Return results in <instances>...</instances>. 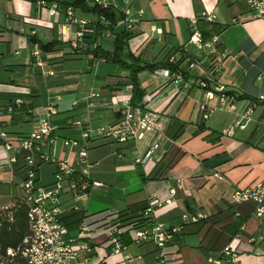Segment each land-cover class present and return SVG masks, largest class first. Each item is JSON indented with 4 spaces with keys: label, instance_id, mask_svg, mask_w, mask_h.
<instances>
[{
    "label": "crops",
    "instance_id": "crops-1",
    "mask_svg": "<svg viewBox=\"0 0 264 264\" xmlns=\"http://www.w3.org/2000/svg\"><path fill=\"white\" fill-rule=\"evenodd\" d=\"M52 1L59 5L56 14L34 0H0V122L9 139L15 140L16 135L29 134L37 127L47 104L56 106L51 120L57 139L51 153L57 160L39 164V181L51 182L57 162L62 160L91 180L102 182L89 188L82 199L67 192L63 203L78 204L79 209H69L63 216L81 211L95 220L107 212L144 213L168 227L182 225L170 251L184 264H213L208 257L218 255L228 244L237 249V262L223 257L222 264H264V216L255 214V202L234 203L232 199L236 187L264 179V105L254 107L244 128L235 126L231 134L218 132L212 126L220 125L210 121V115L203 119L199 111L200 102L219 104L218 97L206 98L199 83L209 64L207 51L188 43L193 18L219 35L217 46L226 52L219 80L233 95L230 109L238 114L253 98L264 94V16L255 17L247 0H110L118 12L128 10L137 18L130 50L152 62L184 56L180 65L187 71L184 79L188 86L168 81L161 71L163 66L139 71L137 80L144 95L138 104L158 115L159 152L144 163L135 158L126 161L122 155L137 149L136 142L92 138L87 161L82 162L80 146L66 143L69 139L82 141L81 127L75 121L91 127L115 121L124 101L131 102L133 85L128 69L94 55L97 36L87 34L74 41L76 26L64 24V18L66 4L78 0ZM75 10L80 16L95 18L92 13ZM32 36L39 41H33ZM114 39V33L101 39L100 48L113 51ZM53 40L60 42L53 51L40 45ZM35 45L41 51L43 66L35 63ZM195 59L198 63L192 65ZM147 94H151L149 100L145 99ZM260 128L263 132L257 137ZM104 148L110 150L113 163L109 171L100 174L92 168L98 165L99 151ZM14 154L15 150L7 149L0 139V208L22 199L19 180L25 177L28 166L23 152L10 164ZM172 187L176 193L171 204L146 211L150 198H167ZM91 201L102 209L91 212L87 208ZM184 212H202L207 217L185 221ZM78 225L70 230L74 232ZM124 242L121 253L111 254L102 247L91 254L87 264H159L154 241L136 243L125 234ZM81 260L79 256L76 264Z\"/></svg>",
    "mask_w": 264,
    "mask_h": 264
},
{
    "label": "built area",
    "instance_id": "built-area-1",
    "mask_svg": "<svg viewBox=\"0 0 264 264\" xmlns=\"http://www.w3.org/2000/svg\"><path fill=\"white\" fill-rule=\"evenodd\" d=\"M92 4H99L107 7L110 0H89ZM39 5L45 6L51 14L58 11L56 1L37 0ZM255 17L264 16V0H247ZM208 20H212L211 15L204 14ZM100 23L96 18L88 19L77 14L72 5L66 7L64 24L75 25V38L77 42L87 34H95L96 40L93 48L99 46V41L113 35L112 30L107 27H100L102 23L108 24L104 14L99 16ZM137 22V18L129 15V11L124 12V16L117 22L127 28H132ZM100 24V25H99ZM190 37L188 43L194 44L198 48L205 49L209 57V64L206 67V74L199 81L204 89L207 99L218 97L219 104L211 106L207 101L199 103V111L203 119H207L216 108H232L234 97L227 85L219 80V74L223 69V62L226 52L218 48V34L204 37L199 26L198 19L193 18L190 22ZM98 32V33H97ZM64 39H67L63 36ZM38 45L32 50L35 63L43 66ZM171 60H174L171 57ZM198 63L195 59L192 65ZM161 71L167 80L181 83L188 86L181 71H172L169 67H161ZM50 72V71H49ZM151 94H147L145 99L149 100ZM21 101V100H20ZM262 103L264 105V94L256 96L247 106L246 110L237 114L234 122L225 131L231 134L235 126L244 128L252 119L254 107ZM57 111L54 104H47L43 114L39 117L37 127L29 134H18L15 140H10L7 131L0 122V139L3 140L7 149H14L15 154L9 158V163L18 161L17 155L24 153V159L28 166L25 177L19 180L22 190V200L28 205V219L30 232L24 239V246L20 249L24 264H76V259L82 256L78 264H87L93 252H99L102 247L110 250L111 254L121 253L125 247L124 235L128 234L133 242L140 243L152 240L159 248V264H184L182 260L175 259L170 249L173 246L177 234L182 229V225L168 227L163 222L152 220L150 224H138L130 221L123 223L119 220V214L107 212L102 217L90 220L89 215H83L77 229L72 232L63 221V214L69 209H79L78 204L65 205L64 195L70 192L74 198L82 199L88 194L92 186H100L102 182L92 180L91 184L71 178L73 168L67 162L59 160L57 168L53 172V179L49 183H41L38 178V166L45 161H56L51 153V147L55 144L57 135L56 126L51 120V115ZM153 110L146 108L144 104L133 105L129 100L124 101V108L120 110V115L115 121L108 124H101L96 127L86 126L80 120L75 123L81 127L82 141L69 139L66 143L80 146L79 158L82 162L87 161V148L89 140L92 138H108L118 142H127L143 139L151 136L145 151L135 160L140 163L152 160L161 148V143L157 133L158 117ZM176 188L170 189V196L162 198L153 196L150 198L146 211H153L157 207L171 204ZM234 203L253 201L256 204L255 214L264 216V179L246 187H236L232 192ZM185 221H199L207 217L205 213L198 212L182 214ZM239 238V234L236 235ZM249 241H254L251 237ZM14 254L13 249L8 250ZM238 252L232 245H226L218 255L209 256V262L222 264V258L226 257L232 262H237Z\"/></svg>",
    "mask_w": 264,
    "mask_h": 264
},
{
    "label": "trees",
    "instance_id": "trees-1",
    "mask_svg": "<svg viewBox=\"0 0 264 264\" xmlns=\"http://www.w3.org/2000/svg\"><path fill=\"white\" fill-rule=\"evenodd\" d=\"M37 1V0H34ZM52 1V0H48ZM72 5L75 9H79L85 13H92L96 21L100 23L99 16L104 14L108 24L102 23L100 27H107L115 35L113 51H106L97 46L93 49L94 55L103 57L108 61L120 63L129 70V79L133 85V96L131 103L137 105L144 95L137 80V73L143 69H155L156 67H169L172 71H181L184 75L187 74L185 68L181 67L180 63L184 56L176 60H171L168 56L160 61L152 62L142 59L141 56L135 55L129 47V39L132 38L136 32L132 28L125 26L116 30L117 22L124 16L123 12H118L113 4L103 7L99 4H92L86 0H78L72 4H66V7ZM221 26L219 29H222ZM204 37H209L212 32L206 26H200ZM98 33V32H97ZM95 35V34H94ZM96 36V35H95ZM33 41H39L35 36L31 37ZM57 40L47 43L40 42L41 47L46 51H53L56 49ZM128 58L131 62L128 61ZM170 81V80H168ZM71 178L78 181V184L87 181L91 184L92 180L80 171L73 169ZM129 210L121 211L119 213V220L123 223L130 221H137L138 224H150L151 216L144 213L131 214ZM84 213L81 211H71L64 215L63 221L69 227L74 229ZM206 219V218H204ZM202 219V220H204ZM30 232V224L28 219V205L21 199L10 207L0 208V263L4 264H24V258L21 256L20 249L24 246V239ZM179 233L177 234V236ZM14 250V254L8 252L9 249Z\"/></svg>",
    "mask_w": 264,
    "mask_h": 264
},
{
    "label": "rangeland",
    "instance_id": "rangeland-1",
    "mask_svg": "<svg viewBox=\"0 0 264 264\" xmlns=\"http://www.w3.org/2000/svg\"><path fill=\"white\" fill-rule=\"evenodd\" d=\"M231 109H227V108H217L215 109L213 112H211L210 114V118L209 120L212 121L213 123H216L217 125H220L219 127L213 126L215 127V129H217L218 132H225L230 126L231 124L234 122L237 114L236 112H233ZM251 124L247 131H249L252 128ZM227 127V128H225ZM224 128V129H223ZM240 130L237 128V131ZM263 132V128H260L259 133L257 135V137L261 135V133ZM148 138L145 137L143 139L137 140V149H135L134 151H131L128 155H122L123 158L126 159V161H133L134 158L137 155L142 154L146 147L148 146ZM72 146V145H71ZM70 146V148H72ZM100 154V160L97 163L98 165L94 168H92V170L94 169V171H97L98 173H104L109 171L110 166L113 163V158L110 156V150L109 149H100L99 151ZM87 208L91 211V212H96L99 211L101 208V206H96L94 201H91L90 203H88ZM0 264H4V263H0Z\"/></svg>",
    "mask_w": 264,
    "mask_h": 264
}]
</instances>
